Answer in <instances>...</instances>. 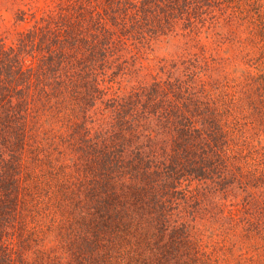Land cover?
Listing matches in <instances>:
<instances>
[{
	"label": "trees",
	"instance_id": "obj_1",
	"mask_svg": "<svg viewBox=\"0 0 264 264\" xmlns=\"http://www.w3.org/2000/svg\"><path fill=\"white\" fill-rule=\"evenodd\" d=\"M33 18L0 34V264H264V0Z\"/></svg>",
	"mask_w": 264,
	"mask_h": 264
},
{
	"label": "rangeland",
	"instance_id": "obj_2",
	"mask_svg": "<svg viewBox=\"0 0 264 264\" xmlns=\"http://www.w3.org/2000/svg\"><path fill=\"white\" fill-rule=\"evenodd\" d=\"M55 0H0V34L10 44L18 31L28 28L33 24V17H38L41 12L53 6ZM22 13H25L24 15ZM23 19V20H22ZM174 50L173 46L158 43L152 52H148L145 63L152 64L161 57L167 56ZM144 74L145 72L142 71ZM149 75V73H147Z\"/></svg>",
	"mask_w": 264,
	"mask_h": 264
}]
</instances>
